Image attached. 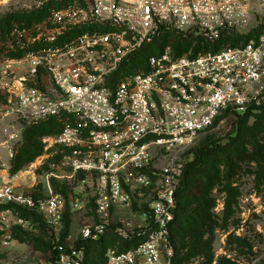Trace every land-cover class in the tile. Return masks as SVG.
<instances>
[{
	"label": "built area",
	"instance_id": "1",
	"mask_svg": "<svg viewBox=\"0 0 264 264\" xmlns=\"http://www.w3.org/2000/svg\"><path fill=\"white\" fill-rule=\"evenodd\" d=\"M35 2L32 9L52 6L50 32L81 33L45 59L61 91L55 92L56 102L41 106L38 98H30L34 119L58 117L63 124L60 135L48 140L51 157L62 158L51 165L43 196L21 193L9 182L0 187V206L35 210L59 233L65 201L52 182L84 176L95 220L82 228V240L98 242L113 232L125 244L107 250L106 264H173L172 228L185 165L178 156L226 112L264 107V33L244 46L197 56H177L168 46L149 57L147 71H122L164 34L211 44L230 32L248 35L253 0ZM159 151L167 156L161 166L155 162ZM74 204L79 210L87 206L80 200ZM16 226L28 228L29 223L12 210L0 211L3 247L13 243ZM84 261V250L73 247L56 264Z\"/></svg>",
	"mask_w": 264,
	"mask_h": 264
},
{
	"label": "rangeland",
	"instance_id": "2",
	"mask_svg": "<svg viewBox=\"0 0 264 264\" xmlns=\"http://www.w3.org/2000/svg\"><path fill=\"white\" fill-rule=\"evenodd\" d=\"M35 1L38 0H0V22L11 24L9 33L0 31V187L4 180H9L8 177L15 178L12 184L17 191L21 193L40 191V195L43 196L46 176L52 170V164H48V160L53 150L49 149L48 140L56 139L60 135L63 124L58 117L34 119L31 116L33 109L30 98L33 96L35 99L38 98L41 106H45L48 101L56 102L55 92L58 91L60 94L61 91L53 80L45 59L56 55L54 52L57 49L70 44L81 33L62 36L50 32L53 23L49 16L53 8L47 4L45 7L41 6L39 10L32 9ZM253 7L249 34H263L264 7H260L259 0H253ZM46 8L48 10L43 17L35 18L36 20L26 25L25 21L29 19L30 13ZM54 37L57 40L52 41ZM230 42L228 41L229 44ZM263 118L253 117L249 121L252 134H258L259 126L264 127ZM236 120L235 115H223L213 129L201 135L193 146L181 151L178 158L185 164L188 163L193 159L189 152L210 141L218 140L226 145L230 141ZM46 123L51 125L47 127ZM35 128L37 130L33 136L31 130L34 132ZM258 135L260 143L264 144V132ZM33 139L43 147V153L25 163L22 170L12 177L17 158ZM245 146L248 151L250 146L246 144ZM240 152L243 153L240 150L238 154ZM158 154L155 162L161 166L165 164L167 156L160 151ZM235 155L237 152L230 151L218 154L214 158V168L206 176L199 177L188 191L190 201L184 212L188 219H184L175 227L182 264L264 262V175L258 181L255 175L256 165L242 162L239 166L237 158L235 159L237 165L228 170L224 161ZM60 163L61 159L53 164ZM6 171L9 175H4ZM84 179V176H80L71 183L66 181L65 184H59L60 188L63 186L68 188V197L61 194L65 201L61 231L56 233L51 230L43 216L33 210L35 215L32 222H28V228L19 226L13 228L14 241L11 246L3 247L0 243V264H51L52 253L47 246L49 243L67 249L75 247L81 240L82 228L95 220L90 197L86 195L84 184L81 183ZM208 181L213 183L212 188L209 187ZM32 185L35 188L32 189ZM204 194L212 200V220L219 226L213 239L210 234H205L199 242L198 236L194 238L192 231L198 229L197 200ZM76 200L83 201L87 206L79 210L74 204ZM230 204L231 210L228 212ZM202 241L206 242L208 250H202Z\"/></svg>",
	"mask_w": 264,
	"mask_h": 264
},
{
	"label": "trees",
	"instance_id": "3",
	"mask_svg": "<svg viewBox=\"0 0 264 264\" xmlns=\"http://www.w3.org/2000/svg\"><path fill=\"white\" fill-rule=\"evenodd\" d=\"M46 10H48V8L30 13V17H28L29 19L25 21L26 25H29L31 21L36 20L35 18L43 17L46 13ZM17 21H19V19ZM10 30H11L10 23L7 24L4 22L3 23L0 22V31L2 33L3 31L5 33L6 32L9 33ZM260 34L261 33H257L256 35L251 33L248 35L241 36L233 32H230L225 34V36H223L215 44H211L210 42L201 38L195 39L188 37L183 39L175 34H164L159 38L155 39L153 43L144 46L140 50V52L131 59L130 65L124 67L122 72L125 74H135V73H140L143 70L147 71V60L149 59V57L156 55L158 53H162L163 50L168 46H171V48L177 54V56H182L189 53L192 56H197L200 53H208V52L216 53L227 45L233 47L244 46L251 39L257 38ZM228 41L229 42L231 41L230 44L228 43ZM22 55L23 54H21L20 56ZM225 114L235 115L237 118L234 124L233 133L230 137V141L226 145H223L221 144V141L214 140V141H210L208 144H204L200 147L192 149L189 153L193 155V159L184 165L183 177L181 179L177 192L178 208H177L176 220L172 228V240L176 251L173 264H182V258L178 249V238H177V234H175L176 233L175 227L179 226L184 219L186 220L188 219L187 217L184 216V212L187 209L190 201L187 195L188 191L190 187L193 185V183L196 182L199 177L206 176L209 173V171L214 168V160H215L214 158H216L218 154H226V152L228 151L232 153L237 152V155L230 157L224 161V165L228 170H232V168L237 165L235 161V159L237 158V161L239 162V166H241L240 164H242V162L246 164L250 163L256 165L257 172L255 173V175L257 176L258 181H260L261 176L264 175V144H261L258 138L259 136L258 134L264 132V127L259 126L258 134H252L250 131V127L248 125L249 121L253 117H257L259 119L264 117V107L256 110L250 109L244 113H231L230 111H228ZM218 121L216 122V124L218 123ZM48 125H51V123L47 124V127ZM59 128H61V126ZM36 130H37L36 128L34 132L31 130V134L33 136H35L34 133ZM210 130H208L207 132H209ZM245 144L250 146V149L248 151H246ZM240 150L243 152L242 154L241 152L238 154ZM42 153H43V147L34 139L33 141H30V143H28L26 148L21 152L20 156L17 158L15 162V170L11 174L12 177L16 176L22 170L25 163L32 161L36 157L40 156ZM61 158L62 157L60 155H54L50 157V159L48 160V164L57 163ZM214 179L215 176H213V180ZM52 183L55 191L57 193L59 192L58 194L60 195L63 194L68 197L67 187L65 188L63 186L60 188L59 184L61 183H59L56 180H53ZM62 184H65V182ZM208 184H210L209 186L210 188L214 186L213 183L209 181ZM33 196L34 198L37 199L38 197H40V194H33ZM197 202L199 203V213H197L196 216L197 219L196 225H198V229L192 231L193 235H195L193 237L196 238L198 236L197 240H199L205 234H210L211 238L213 239L216 228L219 225L218 223L212 220L213 219V215L211 214L212 200L210 199V197H208L207 194H204L200 200H197ZM91 204H92L91 205L92 208L94 209L92 200H91ZM4 210H12L20 218H22L27 222H32L33 220L32 217L33 215H35V212H33V210H29L27 208L20 207L15 204L0 206V211H4ZM229 210H231V204L227 208L228 212H230ZM94 219H95V214H94ZM199 242L201 241L199 240ZM119 243L120 242L117 239V237L114 235V233L109 232L105 237H103L98 242L82 240L81 237V240L76 243L74 248L84 250L85 261L83 264H106L105 254L109 248H115L117 246L121 249L123 248V246H125V244H122L121 246ZM47 246L52 253L51 264H56L60 255L62 253H66L69 251V249L63 246L54 245L52 243H49ZM201 247L203 251L209 249L206 242L203 241L201 243ZM221 263L223 264V262ZM225 264H230V263L226 262ZM261 264H264V262H262Z\"/></svg>",
	"mask_w": 264,
	"mask_h": 264
},
{
	"label": "crops",
	"instance_id": "4",
	"mask_svg": "<svg viewBox=\"0 0 264 264\" xmlns=\"http://www.w3.org/2000/svg\"><path fill=\"white\" fill-rule=\"evenodd\" d=\"M4 175H9V174H8V171H6V172L4 173ZM8 178H9V180H8V181H5V180H4V181H3V184H5V183H9V182L12 183L13 179H15V178H12V179H11L10 177H8ZM32 188H34L33 185H32Z\"/></svg>",
	"mask_w": 264,
	"mask_h": 264
}]
</instances>
